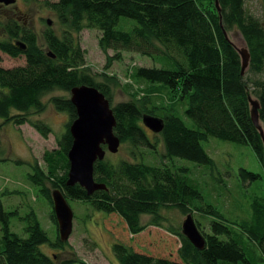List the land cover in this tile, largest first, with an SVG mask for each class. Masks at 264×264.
Listing matches in <instances>:
<instances>
[{"label":"trees","instance_id":"1","mask_svg":"<svg viewBox=\"0 0 264 264\" xmlns=\"http://www.w3.org/2000/svg\"><path fill=\"white\" fill-rule=\"evenodd\" d=\"M247 1L218 0L220 13L214 0L46 1L60 32L47 28L41 42L15 18L1 24L0 54L23 58L24 66L5 69L0 57V128L28 124L47 139L51 128L42 120L30 119L45 111L43 98L56 91L70 95L73 88L93 87L110 102L116 121L113 133L120 146L129 148L130 158L117 163L105 158L94 164V181L105 185V190L88 196L78 184L68 186L67 154L72 145L69 126L77 115L69 98H51L54 109L65 113L68 122L63 134L56 138V148L43 153L45 167L34 163L27 179L38 187L49 205V219L57 237L50 241L33 211L24 219L27 237L11 233L9 221L13 214L4 210L0 199V264H84L73 255L54 258L40 250L47 245L64 252L68 246V242L59 240L51 197L54 190L60 191L67 202L79 201L115 215L113 219L133 239L149 227L164 230L159 212L177 209L193 218L205 242L203 250H197L181 230L169 228L165 231L178 240L171 258L137 252L116 242L112 251L119 264H264V193L250 195V217L231 220L204 200L189 169L176 163L182 159L214 169L216 163L204 143L215 139L249 147L264 166V144L251 121L248 103V96L258 102L259 123L264 131V21L247 10ZM122 18L134 23L129 30L116 28ZM83 30L99 31L100 49L103 53L113 52L106 68L121 61L124 53L157 62L159 66L134 67L132 78L152 88L157 84L174 95L171 99L178 97V107L167 108L162 101L156 105L153 100L161 99H152L148 94L140 99L132 95L130 101L111 106L117 79L106 73H92L86 66V53L77 40ZM232 30L241 35L250 54L248 71L243 75L240 57L225 36ZM180 110L192 121V127L179 117ZM143 116L163 121L159 133L163 153H150L155 154V164L145 163L144 153L140 152L155 148L142 125ZM238 178L244 184L263 179L261 174L243 168ZM219 196L229 198L225 190ZM142 216H150L151 220L144 224ZM195 216L207 222L209 233L200 229Z\"/></svg>","mask_w":264,"mask_h":264},{"label":"rangeland","instance_id":"2","mask_svg":"<svg viewBox=\"0 0 264 264\" xmlns=\"http://www.w3.org/2000/svg\"><path fill=\"white\" fill-rule=\"evenodd\" d=\"M46 1L53 3L57 0H32L30 2L16 0L13 5L0 6V36L3 34L1 24L10 18H15L19 24H26V28L30 29L40 42L42 34L47 28H51L58 34L60 27L53 12L45 6ZM246 5L251 14L264 21L263 0H249ZM48 21L51 22L50 26L47 25ZM133 24L131 20L122 18L116 28L129 30ZM227 35L237 50L247 48L243 38L236 30L228 32ZM100 36L101 33L97 30H83L77 36V40L81 49L86 53V66L92 73H106L117 79L116 85L118 86L112 89L111 106L130 101L133 98L132 95L140 99L148 94L152 99H161L159 102L153 100L156 105L162 101L167 108L171 106L176 109L178 107L180 104L178 97L171 99L174 95L159 89L157 84H154V88H152L148 87L149 84L132 78L134 67L159 66L157 62L135 53H124L121 61H115L106 68L108 57H111L113 52H102L98 45ZM0 57L2 59L1 67L5 69L24 66L23 58L11 59L1 54ZM247 71L248 69L245 73ZM148 90L151 92L147 93ZM53 97L69 98V95L58 91L46 95L43 98L46 105L45 111L40 115L30 116L31 120H42L51 128L52 132L47 139L40 137L28 124L19 127L6 124L0 128V199L4 210L13 214L9 221V229L11 233L26 238L27 223L24 219L33 211L41 229L52 242L55 241L57 234L55 226L49 219L50 207L38 191V187L27 178L32 173L34 163H37L40 168L45 167L42 159L43 153L56 148V138L63 134L68 122L67 115L56 111L50 103V99ZM179 117L187 126H193L192 121L182 114ZM145 130L155 148L143 149L140 152L144 153L143 161L145 163L155 164L153 159L155 154L150 153L155 151L158 155L163 153L162 140L159 134H154L146 128ZM204 149L216 163L214 169L200 167L182 159L176 160L177 165L189 169L190 176L198 184V189L204 200L215 205L224 216L227 215L231 220L250 217V195L264 193V166L259 164L252 150L246 146L209 139L207 145L204 143ZM137 157L139 156L137 155ZM105 158L112 163H117L121 159L127 160L130 158L129 148L121 145L116 154L107 153ZM241 168L259 173L263 179L259 183L244 184L238 178ZM223 183L224 185H222ZM221 190L227 191L228 197H231L228 210L225 209V206L229 205V198L219 196ZM68 205L74 218L67 248L62 252L51 250L49 246L44 245L40 247V250L54 258L73 255L84 264H119L112 251V246L116 242L127 244L137 252L157 253L163 257L171 258L173 256L171 254L178 248V240L176 237V239L171 237L165 230L169 228L181 230V225L186 218L177 209H162L159 214L162 217L161 222L164 230L149 227L142 236L141 233L133 239L126 233L122 225L113 219L116 217L115 215H107L79 201L69 200ZM195 218L200 221V229L209 233L207 222L198 216ZM150 220V216H142L141 218L144 224ZM173 241L176 242V245Z\"/></svg>","mask_w":264,"mask_h":264},{"label":"water","instance_id":"3","mask_svg":"<svg viewBox=\"0 0 264 264\" xmlns=\"http://www.w3.org/2000/svg\"><path fill=\"white\" fill-rule=\"evenodd\" d=\"M15 2L16 0H0V4L4 6L13 5ZM214 4L217 12L220 13L218 0H214ZM47 25L50 26L51 22L48 21ZM236 51L240 57L241 74L243 75L249 67L250 54L247 48L236 49ZM48 56L54 58L50 54ZM69 96L77 118L69 126L72 145L67 154L69 162L67 185L78 184L90 196L96 191L106 189L105 185L94 181V164L97 161H103L107 153L116 154L120 147V140L113 133L116 121L110 102L102 93L96 88L81 86L73 88ZM248 103L251 121L264 144V131L258 118L259 104L250 96H248ZM142 124L154 134H159L164 127L162 120L149 116L142 117ZM51 197L59 240L62 243L68 242L73 229V213L60 191H52ZM181 233L197 250H203L204 239L190 215L186 216L183 221Z\"/></svg>","mask_w":264,"mask_h":264},{"label":"flooded vegetation","instance_id":"4","mask_svg":"<svg viewBox=\"0 0 264 264\" xmlns=\"http://www.w3.org/2000/svg\"><path fill=\"white\" fill-rule=\"evenodd\" d=\"M0 6H1V5H0ZM21 26H22L23 28H26V27H27L26 24H21Z\"/></svg>","mask_w":264,"mask_h":264},{"label":"bare ground","instance_id":"5","mask_svg":"<svg viewBox=\"0 0 264 264\" xmlns=\"http://www.w3.org/2000/svg\"><path fill=\"white\" fill-rule=\"evenodd\" d=\"M1 5V4H0ZM2 6V5H1ZM226 33V32H225ZM226 38L229 40V38H228V35H227V33H226ZM230 41V40H229ZM231 42V41H230Z\"/></svg>","mask_w":264,"mask_h":264}]
</instances>
